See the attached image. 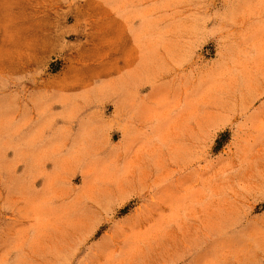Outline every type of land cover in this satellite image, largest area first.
Returning a JSON list of instances; mask_svg holds the SVG:
<instances>
[{"label":"rangeland","instance_id":"rangeland-1","mask_svg":"<svg viewBox=\"0 0 264 264\" xmlns=\"http://www.w3.org/2000/svg\"><path fill=\"white\" fill-rule=\"evenodd\" d=\"M142 3L156 37L185 9L205 32L187 55L151 57V122L128 136L118 66L136 57L119 55L116 34L132 6L0 0V264H264V0ZM10 93L29 100L30 151L13 185L22 207L18 194L6 209L9 145L22 139L6 126L22 115L20 102L6 107ZM116 181L141 187L100 214L89 208L99 200L88 193ZM107 243L129 244L132 263L108 259Z\"/></svg>","mask_w":264,"mask_h":264},{"label":"crops","instance_id":"crops-1","mask_svg":"<svg viewBox=\"0 0 264 264\" xmlns=\"http://www.w3.org/2000/svg\"><path fill=\"white\" fill-rule=\"evenodd\" d=\"M146 1L147 0H122L124 6H132V10H128V13L132 14L133 16L128 14L122 15L120 17L121 21L118 24V31L116 34V47L118 48L119 55L136 57L132 62L125 63L123 66H118V70H122V72H124L122 75L117 77V80H122L121 82H118V87H120L121 90L119 89L120 92H118L115 97V102L117 105L116 117L120 120H124L121 125L122 129L124 130V134L128 136L141 134V127L142 130H144L147 128V124L151 122V117L149 118V116L142 114L143 106L147 103H152L151 97L154 95V91L156 89V84L154 83V87H150L148 93H142L147 83L151 84L154 82L151 74L155 71L156 67L153 65L154 63H151V57H155L158 54L161 56H171L175 54L174 50L178 51V49L180 50L178 51V54L183 56V53H185V55H187V50L189 49L188 45L190 44L194 46L196 43L200 42L205 32L204 24L199 21V17L189 16L188 11L185 9L181 10V12L176 16L166 17V20L163 22L161 20L165 27L163 28V31H159L163 34H160L159 37H156V22L151 20L148 15H144V13L148 14V12L152 11L141 10L140 8V2L142 5H145V3L142 2ZM140 14H143L144 16H140ZM134 15L136 18L138 16L139 22H137ZM156 39L165 40L166 46L157 48ZM172 43H175L176 45L177 43H181L182 47H176V49L173 47L169 48V45ZM169 62L172 61L170 60ZM172 67H174V65L170 64L169 68L166 70L168 71L172 69ZM128 78H130V80H128ZM111 82V80H106L105 82V85L107 88L109 87V89L113 86ZM260 86L264 87V81H260ZM106 95L111 96L112 94L110 92L106 93ZM40 97L41 96L38 94V100H42ZM5 101L6 107L8 106L9 108H12L13 105H18L20 102L22 109V115L19 121L10 120L7 123L8 125L6 124L10 130L13 126L15 128L14 133L20 134L22 137L20 143H17L13 146L9 145V148H11L10 150L13 151V157L10 161H7L6 165L7 167L10 165V174L4 176L5 184L12 185L5 190L7 192L6 196L8 198H5L4 207L8 209L11 206L14 207L15 204L18 208V194H20V207H22L23 204V187H19L21 190L18 192L19 188L13 185L17 183L16 180L19 178L21 179L22 184L24 182L23 180L27 178L28 174L29 162L27 159L30 148L29 144L25 140L29 133V100H23L22 98L10 93L7 95V97H5ZM262 110H264V106ZM4 132L2 134H4ZM40 132V130L37 131V134H40ZM14 153H20L19 157H17ZM17 166H21L22 168L24 167V169L20 172V176L18 175V172L14 170ZM140 187L141 186H136L135 182L133 181H116L111 183L109 186L106 183L104 185H100L99 192L88 193L90 196L88 197L89 199L94 198L97 201L99 200L97 203H95V207L92 203L89 205V208L96 210L100 214L106 210L110 204L116 207L119 206L116 205L120 203L119 201H125L123 199H130L134 197L136 194L135 192L140 190ZM120 224H122V222ZM103 247L110 248L109 254L106 256L108 259L110 258L112 260V258L117 256L119 258H123L126 263H132L131 261L134 257V254L130 249L129 244L114 245L113 243H109L108 245L107 243L106 245L103 244Z\"/></svg>","mask_w":264,"mask_h":264}]
</instances>
